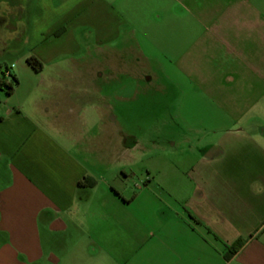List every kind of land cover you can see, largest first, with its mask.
<instances>
[{
	"label": "crops",
	"instance_id": "crops-1",
	"mask_svg": "<svg viewBox=\"0 0 264 264\" xmlns=\"http://www.w3.org/2000/svg\"><path fill=\"white\" fill-rule=\"evenodd\" d=\"M0 13L27 50L0 93V264H264V0Z\"/></svg>",
	"mask_w": 264,
	"mask_h": 264
},
{
	"label": "rangeland",
	"instance_id": "rangeland-1",
	"mask_svg": "<svg viewBox=\"0 0 264 264\" xmlns=\"http://www.w3.org/2000/svg\"><path fill=\"white\" fill-rule=\"evenodd\" d=\"M1 14L2 13H0V15ZM13 20H15V19L13 18ZM11 24H14V23H11ZM13 26L14 25H12V26L11 25H8L5 28H2V27L0 28V34L1 35H3L4 33H7L6 34L7 37H5V42L8 43L7 44L8 45L7 46V49L8 50H6L5 54L0 55V61H1V64H2V66H1L2 67V71H0V77L3 78V79L5 78L4 77V74H5V71H7V70L8 71H12L13 74H17L19 76H22L25 73V70H24L25 69V65L24 64L26 63V61H24V58L27 56V50H26V47L24 46V43L21 46V43L22 42L21 41H18V39L16 40V37L15 36H13V35L11 36L10 35V33L13 34V32H14L13 31V29H14ZM2 42H3V40H1L0 44ZM30 57H33V56H30L29 55L28 56V59ZM28 59H27V61H28ZM8 79L12 80V77H10ZM0 93L1 94H7L5 90L0 91ZM136 106H137V103H136ZM137 114L138 113L136 112L135 113V115H136L135 118L136 119H137V116H138ZM154 120H155L154 119V115L151 114V121H152L151 123H152V125L155 123V126H157V122H154ZM158 133H159V131H158L157 127L156 128L151 127L148 130V135L145 136V138H146V140H148L147 138H150V140H152V141L153 140L157 141L158 140V137H159ZM167 149H168V152L166 153L167 154L166 155V158H167V168L172 167V165L174 167L177 163H179V157L174 152L175 151L174 150L175 148L173 149V147L172 146H169V144L167 146ZM161 150H160V147H158L157 145H155L154 142H152V144H151V151L152 152L159 153V152H161ZM155 153H153V154H155ZM156 162H158V159L154 160L151 163V165L154 164V163H156ZM188 163L189 162H187V164ZM152 168H153V166H152ZM135 169L137 171V168H135ZM131 183L133 184V186H135L136 184H143V182L141 181V178L140 177H135L132 180ZM135 259H136V261L139 262V264H142V256L141 255L140 256H136Z\"/></svg>",
	"mask_w": 264,
	"mask_h": 264
},
{
	"label": "trees",
	"instance_id": "trees-1",
	"mask_svg": "<svg viewBox=\"0 0 264 264\" xmlns=\"http://www.w3.org/2000/svg\"><path fill=\"white\" fill-rule=\"evenodd\" d=\"M56 34H59V32ZM28 63L36 70H39L41 67V63L35 57H30L28 59ZM17 83H18V80L15 76H13L11 82H6L3 80V78L0 77V89L5 90L8 95L13 93L14 87L17 85ZM95 183L96 181H94L93 178L85 177L84 180L80 181L78 185L83 186V187H92L95 185ZM243 243L244 242L240 241V242L235 243L233 246H231L226 252L225 257L227 259H230L242 247Z\"/></svg>",
	"mask_w": 264,
	"mask_h": 264
}]
</instances>
